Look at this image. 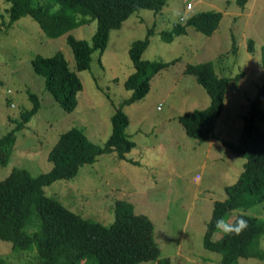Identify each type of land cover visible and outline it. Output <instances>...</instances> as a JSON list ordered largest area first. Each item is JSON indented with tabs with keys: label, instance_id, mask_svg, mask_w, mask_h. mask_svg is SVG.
Returning a JSON list of instances; mask_svg holds the SVG:
<instances>
[{
	"label": "rangeland",
	"instance_id": "374dc122",
	"mask_svg": "<svg viewBox=\"0 0 264 264\" xmlns=\"http://www.w3.org/2000/svg\"><path fill=\"white\" fill-rule=\"evenodd\" d=\"M9 4V0H0V135L31 105L27 90L38 95L40 106L16 132L9 161L0 165V179L12 166L26 167L32 174L49 170L52 163L47 153L59 133L71 126L81 127L91 141L102 144L110 134L116 104L130 93L124 86L133 70L129 45L150 29L142 57L169 63L150 77L149 90L142 98L122 106L129 118L125 130L134 141L126 158H118L115 152L101 153L95 161L81 165L74 176L56 179L43 189L75 213L104 224L113 220L117 198L131 201L136 212L152 218L159 255L132 264H222L219 251L203 246V234L214 201L226 197L224 185L235 181L246 159L222 139L237 143L243 117L262 82L264 0H245L243 5L235 0H167L158 11L139 8L109 30L105 48L101 53L94 50L89 67L83 69L75 66L66 35L90 40L95 19L50 37L28 14L6 25ZM208 9L222 12L212 33L189 26L171 40L160 35L174 22L183 23L191 13ZM250 37L253 52L247 48ZM57 50L82 82L71 111L45 88L43 76L31 62L37 53L51 55ZM207 60L219 75L230 76L232 81L212 129L214 136L200 141L185 133L178 115L210 102L195 76L184 71L187 63ZM260 107L264 111V99ZM255 124L264 130V120L255 118ZM244 206L238 204L224 221L231 223L238 212L264 218V197ZM221 232L217 229L213 237ZM257 245L264 250V232ZM34 254L32 250L14 251L10 241L0 238V256L9 264H34ZM87 264H96V259ZM237 264H264V256H241Z\"/></svg>",
	"mask_w": 264,
	"mask_h": 264
},
{
	"label": "trees",
	"instance_id": "16d2710c",
	"mask_svg": "<svg viewBox=\"0 0 264 264\" xmlns=\"http://www.w3.org/2000/svg\"><path fill=\"white\" fill-rule=\"evenodd\" d=\"M243 5L245 0H235ZM9 21L11 24L21 15H30L45 34L59 36L68 30L95 19V29L90 40L77 38L71 33L66 41L72 49L77 69L88 68L91 54L105 48L111 28L120 26L133 11L150 7L161 9L167 0H9ZM222 12L208 9L191 13L183 23L174 22L170 29H162L160 35L171 40L185 33L191 26L206 34L218 26ZM149 29L143 38L132 40L128 52L133 70L124 80L130 90L122 98L110 116L111 130L107 139L98 144L91 141L84 130L71 126L59 133L47 153L52 165L49 170L32 174L26 167L12 166L9 173L0 179V238L11 242L14 251H34V264H87L91 258L96 264H132L158 257L160 247L154 237V225L145 213L136 212L131 201L117 198L114 201V218L104 224L90 217H83L67 208L56 198L44 192V186L60 178L74 176L84 163L96 160L99 154L115 152L118 158H126L125 152L134 144L125 128L129 122L122 106L142 98L149 90L150 77L169 61L150 60L142 57L149 42ZM247 48L254 50L253 38H248ZM235 50V47L233 48ZM259 61L263 78L252 99L249 112L243 117V126L236 144L222 139L232 150L246 157L235 181L224 185L226 197L215 200L211 216L203 234V246L221 253L222 264H237L238 258L263 257L264 250L258 248L257 239L264 232V218L238 212L230 224L241 218L248 227L239 235L221 232L216 223L238 204L250 205L264 197V130L255 124V118L264 120L260 107L264 99V45L260 47ZM32 66L44 78L45 88L67 111L77 104V92L82 82L73 70L63 52L57 50L51 55L35 54ZM184 71L191 73L210 97L205 107L194 108L178 115L187 135L204 141L213 136L212 129L224 104V95L232 77L219 75L211 60L187 63ZM31 105L22 109L14 124L0 135V165L9 161V155L16 141V132L23 128L38 110V95L27 90ZM162 260V258L158 259ZM0 264H9L0 256Z\"/></svg>",
	"mask_w": 264,
	"mask_h": 264
},
{
	"label": "clouds",
	"instance_id": "9594fccd",
	"mask_svg": "<svg viewBox=\"0 0 264 264\" xmlns=\"http://www.w3.org/2000/svg\"><path fill=\"white\" fill-rule=\"evenodd\" d=\"M216 227L227 234L235 233L239 235L244 229L248 227V223L243 218L239 219L235 225L226 223L223 219H220L217 221Z\"/></svg>",
	"mask_w": 264,
	"mask_h": 264
},
{
	"label": "crops",
	"instance_id": "0c3cea01",
	"mask_svg": "<svg viewBox=\"0 0 264 264\" xmlns=\"http://www.w3.org/2000/svg\"><path fill=\"white\" fill-rule=\"evenodd\" d=\"M187 30V29H186ZM214 136V135H213ZM212 138V137H211ZM210 139V138H209ZM209 139H207V140H209ZM128 160H129V158H128ZM196 176H198L197 174H196ZM227 184H229V183H227ZM151 220L153 221V219L151 218ZM153 225H154V223H153ZM155 231V230H154Z\"/></svg>",
	"mask_w": 264,
	"mask_h": 264
},
{
	"label": "built area",
	"instance_id": "2783aa9c",
	"mask_svg": "<svg viewBox=\"0 0 264 264\" xmlns=\"http://www.w3.org/2000/svg\"><path fill=\"white\" fill-rule=\"evenodd\" d=\"M187 7H190V4L189 3L187 4Z\"/></svg>",
	"mask_w": 264,
	"mask_h": 264
}]
</instances>
